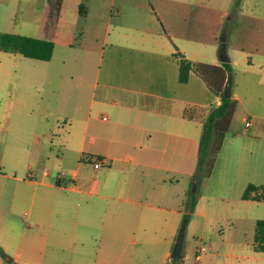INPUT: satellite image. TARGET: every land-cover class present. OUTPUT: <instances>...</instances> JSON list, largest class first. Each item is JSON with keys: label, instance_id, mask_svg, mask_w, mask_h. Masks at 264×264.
<instances>
[{"label": "crops", "instance_id": "obj_1", "mask_svg": "<svg viewBox=\"0 0 264 264\" xmlns=\"http://www.w3.org/2000/svg\"><path fill=\"white\" fill-rule=\"evenodd\" d=\"M171 1L179 10L197 6V0ZM223 6L216 3L217 8ZM184 56L192 62H223ZM134 61L121 60L123 65L134 66L133 72L124 69L100 80H87L72 100H63L66 116L59 114L55 121L62 118L64 127L55 121L45 130L31 124L33 140L40 144L48 139L50 145L30 152L29 178L12 175L19 188L34 184V222L46 229L47 239L68 240V246L82 256L95 254L91 264H134L139 250L130 249L131 244L142 247L139 256L146 258V264H165L177 236L176 218L183 209L186 184L197 170L204 118L211 106L221 102V94L201 75L194 76V68L188 81L180 82L175 56ZM140 66H145L144 70ZM6 80L0 73L1 86ZM231 93L237 99L235 111L212 171L200 183L197 194L195 209L201 207L203 215L209 200L251 206L247 203L259 200L243 199L245 188L249 183L264 184V92L247 99L233 87ZM2 106L3 116L14 109L11 103ZM23 107L29 114L36 108ZM16 109L22 111L21 107ZM239 111L243 126L236 122ZM15 127L21 128V122ZM89 157L99 158L102 165L94 168ZM54 171L57 179L52 182L49 177ZM66 212L74 215L69 229ZM55 215L59 218L56 223L52 222ZM84 227H95L97 235L79 234ZM85 239L96 243L91 252L84 249ZM159 244L163 245L161 260L151 263ZM53 245L66 249L60 243ZM229 254L238 256L218 251L204 264H227L218 256ZM21 255L18 252L9 264H29L17 260Z\"/></svg>", "mask_w": 264, "mask_h": 264}, {"label": "rangeland", "instance_id": "obj_2", "mask_svg": "<svg viewBox=\"0 0 264 264\" xmlns=\"http://www.w3.org/2000/svg\"><path fill=\"white\" fill-rule=\"evenodd\" d=\"M216 3L224 6L217 8ZM1 31L55 42L49 60L0 50V73L8 79L4 86L0 85V247L3 250L0 258L3 264H9L18 252L22 255L17 260L29 264L95 261L93 253L82 256L74 252L68 240L47 239L46 229L34 222L37 213L32 199L34 184L25 183L26 187L19 188L12 177L16 173L29 178L30 152L50 145L48 139L40 144L33 140L31 124L37 123L43 130L51 128L57 115L66 116L63 100H72L81 84L89 83L87 80H100L104 75L118 74L124 69L134 71V66L123 65L121 60L141 62L147 58L175 56L180 61L187 54L190 58L219 62L224 45L233 67V89L246 99L264 92V0H228L227 6L226 0H197V6L182 10L173 7L171 0H0ZM144 68L140 66L141 70ZM193 74L198 75L194 69ZM5 102L13 104L14 109L3 116ZM26 105L36 108L29 114L23 107ZM17 107L22 111H16ZM240 116L241 111L236 122L243 126ZM18 122L22 127L13 128ZM56 123L60 128L65 126L62 118ZM56 174L54 171L49 177L52 182L56 181ZM194 180L186 184L183 209L176 218L178 235L187 217L181 248L183 263L204 264L211 253L219 251L238 255L218 256L227 264H264V251L254 248L256 221L264 219V201L247 203L249 206L209 200L205 204L207 213L203 215L201 207H186L187 192H200V184L196 182L194 188ZM58 219L55 215L52 222ZM73 220L74 215L66 212V228L73 225ZM84 229L79 234L97 235L95 227ZM55 242L66 245V249L54 247ZM83 243L89 252L96 244L90 239ZM174 244L175 241L172 249ZM162 246L155 248L151 263L161 260ZM202 246L206 249L199 260L197 251ZM129 248L142 252V247L133 244ZM139 253L134 264H146V258ZM171 262V256L165 258V264Z\"/></svg>", "mask_w": 264, "mask_h": 264}, {"label": "trees", "instance_id": "obj_3", "mask_svg": "<svg viewBox=\"0 0 264 264\" xmlns=\"http://www.w3.org/2000/svg\"><path fill=\"white\" fill-rule=\"evenodd\" d=\"M55 42L52 39L33 37L29 35L13 33L8 31L0 32V50L19 52L25 57L41 60H49L53 54ZM203 77L207 85L222 94L225 87L229 85L230 95L222 96L218 105L211 106L203 121L202 135L199 140L197 170L192 176L198 185L209 177L217 153L221 147L225 133L228 130L231 118L236 108L237 99L232 96V64L230 60L221 64L207 62H192L184 55L180 57L178 79L180 82H187L190 69ZM186 207L191 209L197 200L196 192L188 191ZM243 199H254L264 201V184L255 185L249 183L245 188ZM254 248L264 251V219H258L255 226ZM0 252L3 250L0 247ZM13 264H19L13 262ZM171 264H184L182 257L172 258Z\"/></svg>", "mask_w": 264, "mask_h": 264}, {"label": "water", "instance_id": "obj_4", "mask_svg": "<svg viewBox=\"0 0 264 264\" xmlns=\"http://www.w3.org/2000/svg\"><path fill=\"white\" fill-rule=\"evenodd\" d=\"M220 57H221L222 61H227L228 60L227 54L225 53L224 45H222V47L220 49ZM215 93L219 94L218 91H215ZM221 95L222 96H229L230 95V87H229V85H227L225 87V90H224V92ZM196 182H197L196 180H194V182H193L194 188H195ZM186 220H187V217H185L183 223L180 226L177 238L175 240L174 247H173L172 252H171V258H179L181 256L182 240H183L184 228H185Z\"/></svg>", "mask_w": 264, "mask_h": 264}, {"label": "built area", "instance_id": "obj_5", "mask_svg": "<svg viewBox=\"0 0 264 264\" xmlns=\"http://www.w3.org/2000/svg\"><path fill=\"white\" fill-rule=\"evenodd\" d=\"M249 125V122H246V126H248ZM86 158V157H85ZM92 158L93 157H89V159L92 161ZM93 166H94V168H97V167H100L101 165H102V160H100L99 158H97V157H94L93 158ZM205 249H206V247H204V246H202V247H200L199 249H198V253H197V258L199 259L200 258V254L203 252V251H205Z\"/></svg>", "mask_w": 264, "mask_h": 264}]
</instances>
